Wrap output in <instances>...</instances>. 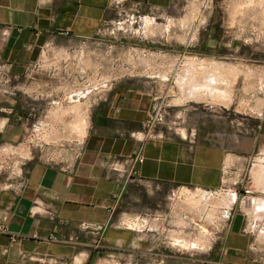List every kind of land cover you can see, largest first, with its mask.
<instances>
[{
  "label": "crops",
  "instance_id": "1",
  "mask_svg": "<svg viewBox=\"0 0 264 264\" xmlns=\"http://www.w3.org/2000/svg\"><path fill=\"white\" fill-rule=\"evenodd\" d=\"M114 2L0 0V65L3 72L19 81L22 88L27 85V75L33 74L30 84L37 90V101L49 99L48 95L54 91L66 101V87H55L50 71L45 72L42 66H29L42 60L46 47L68 50L84 46L80 40L94 38L100 26L113 21L119 11ZM131 4L165 10L171 0H131ZM208 58V55L177 56L173 62L179 64L180 71L175 72L173 78L179 79L183 74L188 78L189 73V80L192 75L193 79L201 77L198 74L204 72L198 71L201 68L198 64L212 62ZM190 59H195L192 68L186 67L190 72L178 76ZM169 60L154 65L155 72L161 67L159 63L165 66ZM155 72L136 71L119 77L116 82L112 80L92 106L91 122L75 160L62 164L32 162L22 169L26 177L24 185L20 184L17 175L9 173L5 176L0 170V264H32L28 255L44 257V264H54L51 262L55 259L67 264L92 262L97 252L87 244L73 246L46 239L55 229L49 212L66 221L62 230L69 234L77 231L81 221L111 220L103 237L104 251L118 253L134 246L141 238L133 229L123 227L122 222L145 215H166L160 210L151 213L147 205L162 187L194 186L213 190L221 186L223 164L229 161L230 154L246 150L244 137L240 133L232 134L230 122L223 113L229 105L225 101L229 102V99L222 98V102L221 98L207 92L205 95L204 91L202 95L195 90L194 93V87H191L200 81L187 83L191 82L187 78L185 85L189 86L180 88L177 79L179 90L176 88L173 92L169 83L172 76ZM206 75L207 79L212 73L207 71ZM188 95H192L191 98ZM16 96L17 92L0 82V152L7 146L23 143L27 121L33 115V112L26 118L19 115V112L26 114L23 111L25 105ZM154 100L167 104L168 117L166 123L149 136L145 121ZM48 103L54 105L55 101ZM200 107L210 109L213 114L199 112ZM45 110L46 119L50 109ZM41 125L43 121L39 119L33 123L36 131ZM191 134L195 137L192 141ZM138 151L144 161L137 164L131 175L112 168V162L124 166L125 161ZM246 156L236 154L234 164L243 167ZM8 183L10 187H6ZM256 194L260 195L254 198H264V186ZM240 215L235 210L229 218L222 236L224 251L217 262L264 264V243L257 242V238L252 239L248 234L250 232L244 231L246 224ZM13 235L17 236V241H12Z\"/></svg>",
  "mask_w": 264,
  "mask_h": 264
},
{
  "label": "rangeland",
  "instance_id": "2",
  "mask_svg": "<svg viewBox=\"0 0 264 264\" xmlns=\"http://www.w3.org/2000/svg\"><path fill=\"white\" fill-rule=\"evenodd\" d=\"M114 3L119 10L112 18L115 23L107 22L100 26L94 38L80 40L84 46L68 50L49 47L42 56L41 65L45 72H51L54 86L66 87V101L56 91L48 95L49 99L37 101V90L30 84L33 74L27 75L28 82L23 88L14 79L7 84L25 105L26 114L19 112V115L24 118L30 112L33 115L27 121L23 143L7 146L0 152L2 173L5 176L11 173L8 167L11 164L20 173L36 161L62 164L75 160L91 122L92 106L108 89L110 81L116 82L119 77L136 71L151 74L155 72L154 65L170 59L165 66L159 63L161 67L155 73L172 76L169 83L174 92L178 78L173 77L180 71L179 64L173 62L177 56L208 55L212 61L198 65L201 67L198 71L204 72L198 77L204 76V79L205 71L218 75L222 83L216 85L219 88L214 96L221 98L224 93L223 98L229 99L225 101L229 105L223 113L230 122L232 134L240 133L246 143L245 151L230 154V162L236 154L264 156V0H171L165 10L146 5L137 7L131 0H124V4L115 0ZM167 25H171L168 32L165 31ZM188 66L192 65H186L178 76ZM53 100L54 105L48 103ZM58 100L61 101L57 103ZM48 107L49 117L45 119ZM199 109V112L213 114L210 109ZM38 119L43 125L36 131L33 123ZM260 164L252 170L256 184ZM243 167L247 168V164ZM177 189V197L172 199V191ZM224 195V192L212 193L194 186L162 187L147 205L151 213L166 212L164 219H151L147 223L135 221L134 233L141 238L134 246L118 253H95L89 264H218L224 251L222 236L226 228L223 225L229 212L226 210L217 223L210 222L207 214L213 208L215 212H211V216L215 217L222 205L231 208L233 204L229 205ZM236 204V213L241 214L244 225L248 223L251 230L248 234L264 243V234H261L264 225L253 221L262 218L264 208L251 210L243 203L241 210L240 198ZM185 238L192 243L190 246L180 245L188 244Z\"/></svg>",
  "mask_w": 264,
  "mask_h": 264
},
{
  "label": "built area",
  "instance_id": "3",
  "mask_svg": "<svg viewBox=\"0 0 264 264\" xmlns=\"http://www.w3.org/2000/svg\"><path fill=\"white\" fill-rule=\"evenodd\" d=\"M123 0H117L118 3L122 4ZM123 10V8H122ZM111 23H115V21H112ZM120 24V22H118ZM68 33V32H67ZM48 47L45 48L47 50ZM42 60H39L29 66L33 68H40L42 65ZM12 77L10 75H6L0 65V82L4 84H8L12 81ZM112 81H110L111 83ZM103 95H101L102 97ZM100 97V98H101ZM168 117V110H167V104H165L162 100H154L150 113L148 118L145 121V130L146 134L151 136L155 132L156 128L160 125H163L166 123ZM190 140H194L195 137L193 134H191ZM4 148L2 149V151ZM264 156H246V164L247 168L239 167L234 164V162L226 161L223 164L222 167V184L219 188L211 190L212 193H223L226 194L228 192H233L236 195L235 202L231 206V208H226L224 205L220 208L217 215L213 218H210V222L217 223L221 217L226 213V210L229 212L227 216L226 223L223 225L224 228L227 227L228 221L230 216L233 214V210L236 209L235 204L238 202L240 198V206H242L243 203H247L250 200H252L253 197H255V193L257 191L263 190L264 181L255 183V178L253 176V168L255 167V163L258 161V159L263 158ZM144 161V156L140 151H138L136 154L132 155L128 158V160L125 161L124 166H120L117 164V162H112L111 166L114 170H117L118 172H122L126 175H131L132 172L135 171L137 164L142 163ZM3 164L4 161H3ZM7 164V162H6ZM232 164V165H231ZM11 169V173H14V175H17L20 179V184L24 185L26 183V177L21 171L20 173H17L14 169V166L11 164L8 166ZM258 181V178H257ZM6 187H10L9 183L6 184ZM179 190H173L171 194V198L174 199L177 197V193ZM237 205V204H236ZM242 210V209H241ZM52 220L54 221V232L48 236L46 239L52 242L60 243V244H66V245H73V246H79V245H88L90 248L97 253L103 252L105 249L103 237L104 233L107 230V228L111 225V220L107 222H96V221H89L84 220L81 221L78 225V229L76 232L73 233H66L62 230V227L66 223L63 219L57 217L54 213L49 212ZM165 215L160 214L157 216H150L145 215L143 217H134V218H128L124 222H122V226L129 229H135L132 224L135 221H139L142 223H147L151 219L153 220H162L164 219ZM248 217V216H247ZM255 222H260L264 225V215L260 220L253 219ZM245 232H251L248 228V223L244 227ZM34 236V235H33ZM36 236V235H35ZM12 241H17V236L13 235ZM24 256L26 254H23ZM28 260L32 262V264H44L46 262L44 257H35L28 255ZM54 264H67L64 261L55 259L53 262Z\"/></svg>",
  "mask_w": 264,
  "mask_h": 264
},
{
  "label": "bare ground",
  "instance_id": "4",
  "mask_svg": "<svg viewBox=\"0 0 264 264\" xmlns=\"http://www.w3.org/2000/svg\"><path fill=\"white\" fill-rule=\"evenodd\" d=\"M251 1V0H250ZM254 1V0H253ZM243 2V1H242ZM256 2V1H255ZM263 2H261V4H262ZM252 5V4H251ZM255 5H257V4H255ZM239 6V5H238ZM247 6V5H246ZM246 6H244V7H246ZM243 9V8H242ZM241 10V9H240ZM147 24V23H146ZM170 26L171 25H167L166 26V28H165V31L166 32H168V30H170ZM189 58V57H188ZM192 58V57H191ZM197 59H201V58H197ZM194 61H195V59H193ZM192 59H190V62H189V64L188 65H192L193 63H194V61H193ZM219 62V61H218ZM200 63V62H199ZM204 64V63H203ZM214 64H215V62H214ZM217 64V63H216ZM197 65V64H196ZM198 65H202L201 63L200 64H198ZM219 65V64H218ZM175 66V65H174ZM211 66H212V64H211ZM210 66V67H211ZM189 67V66H188ZM184 68V67H183ZM190 68H192V67H190ZM174 69V68H173ZM222 70V69H221ZM234 70V69H233ZM186 71H188V73L190 72L189 71V68L186 70ZM230 71V70H229ZM168 72H170V71H168ZM185 72V71H184ZM207 72V71H206ZM218 72H219V70H218ZM235 72V71H234ZM192 73V72H191ZM210 73V72H209ZM216 73V72H215ZM231 73V72H230ZM237 73V72H236ZM182 74V73H181ZM219 74L221 75V73L219 72ZM223 74V73H222ZM205 75V74H204ZM219 75V76H220ZM229 75V74H228ZM188 76V78H189V76H190V73H189V75H187ZM218 75H215V74H213L212 73V75H209L208 76V78L205 80V81H200V83H202V84H200L199 82V84H197V85H195V84H193L192 82H195V81H191V79L189 80L187 77H185L184 76V74H183V76H181L179 79H178V85H179V87L180 88H183V87H185L186 85H185V81H186V78L189 80V81H191V82H187V83H192L193 85H192V87L191 88H193L194 87V89H193V91L195 90L198 94H200L199 92H201V95H202V91H204V94L207 92V94H209L210 96H214L215 95V93L217 94V92H218V88H217V86L216 85H218L219 83V85H221V80L220 79H218V77H217ZM192 77V80H193V75L191 76ZM202 77V76H201ZM165 79V78H164ZM195 79V78H194ZM187 80V81H188ZM196 80H198V78H196ZM204 80V79H203ZM223 81V80H222ZM186 83V84H187ZM226 83V82H225ZM218 85V86H219ZM224 85V84H223ZM187 86H189V84L187 85ZM186 86V87H187ZM229 86V85H228ZM185 87V88H186ZM220 87H223V86H220ZM189 88V87H188ZM224 88V87H223ZM227 89V88H226ZM189 90H190V88H189ZM192 90V89H191ZM221 90H223V89H221ZM229 90V89H228ZM233 90V89H232ZM182 91V90H181ZM180 91V92H181ZM195 91H194V93H195ZM217 91V92H216ZM219 92H222V91H219ZM225 92H227L226 90H225ZM231 93H232V91H230ZM193 93V92H192ZM196 93V94H197ZM76 94H78V95H81V93H78V92H76ZM83 94V93H82ZM191 94V93H190ZM197 94V95H198ZM233 94V93H232ZM197 95H195V96H197ZM206 95V94H205ZM218 95H219V93H218ZM221 95V94H220ZM223 95H224V93H222V95H221V99L223 98ZM228 95H230V94H228ZM185 96V95H184ZM184 96L182 95V97L184 98ZM191 96L192 95H188V98H191ZM225 96V95H224ZM202 96H200L199 98H201ZM197 98H198V96H197ZM217 98V97H216ZM227 98V97H226ZM185 99V98H184ZM196 99V98H195ZM194 99V100H195ZM204 99V98H203ZM212 99V98H211ZM187 100V99H186ZM217 100V99H216ZM209 101H210V99H209ZM227 101V100H226ZM180 103V102H179ZM82 116V115H81ZM86 116V115H85ZM83 117V116H82ZM79 119V118H78ZM82 120H83V118H82ZM79 121H81V120H78L77 122H79ZM83 122H84V120H83ZM87 122V121H86ZM89 122V121H88ZM82 123V122H81ZM88 124V123H87ZM79 125H82V124H79ZM83 126V125H82ZM74 127H76V126H74ZM83 128H85V127H83ZM259 162H261V164L259 165V168H258V173H260L259 174V178H258V182H263L264 181V157L263 158H260V159H258V161L255 163V166L259 163ZM258 175V174H257ZM261 179V181H259ZM198 192V191H197ZM202 192V191H201ZM200 193V192H199ZM186 194V193H185ZM196 194V193H195ZM195 194H193V195H195ZM189 195H191V194H189ZM224 196H226V201H227V203L229 204L230 202H231V204H233L234 203V201H235V199H236V195L233 193V192H228V193H226ZM223 196V197H224ZM191 197H193V196H191ZM198 197V196H197ZM195 198V197H194ZM206 200H208V199H206ZM203 202V201H202ZM207 202V201H206ZM230 205V204H229ZM223 206V205H222ZM226 208H229V207H227V206H225ZM245 207H247V208H254V209H259L258 211H262V208H264V198L263 197H256V198H252V200H250L249 202H247L246 204H245ZM257 210H256V212H258ZM213 214H214V210H213V208H212V211H211ZM211 212H209V214H207V216H208V218H213L214 217V215L213 216H211L212 215V213ZM259 213H261V212H259ZM258 213V214H259ZM208 220V219H207ZM183 222V221H182ZM184 223V222H183ZM182 223V224H183ZM185 225V224H184ZM183 226V225H182ZM185 227V226H184ZM203 228V227H202ZM175 231V230H174ZM179 231V230H178ZM202 231V230H201ZM262 235L264 234V231H263V233H261ZM174 235L176 236V233H174ZM261 236V235H260ZM186 239V238H185ZM203 239V238H202ZM207 239V238H206ZM175 240V239H174ZM187 240V239H186ZM184 241V240H183ZM191 241V240H190ZM192 241H194V240H192ZM204 241V240H203ZM207 241V240H206ZM186 242V241H185ZM196 242V241H195ZM187 243H188V240H187ZM190 243V242H189ZM186 244V243H180V245L182 246V245H191V244ZM205 243V242H204ZM177 244H179L178 242H177ZM203 244V243H202ZM198 245H200V244H198ZM201 247V246H200ZM203 248H204V246H203Z\"/></svg>",
  "mask_w": 264,
  "mask_h": 264
},
{
  "label": "trees",
  "instance_id": "5",
  "mask_svg": "<svg viewBox=\"0 0 264 264\" xmlns=\"http://www.w3.org/2000/svg\"><path fill=\"white\" fill-rule=\"evenodd\" d=\"M89 264V263H88Z\"/></svg>",
  "mask_w": 264,
  "mask_h": 264
}]
</instances>
